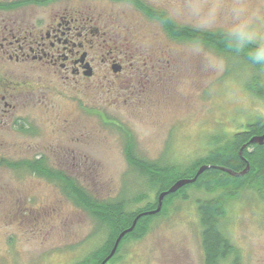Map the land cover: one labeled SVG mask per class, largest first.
<instances>
[{
    "label": "rangeland",
    "instance_id": "1",
    "mask_svg": "<svg viewBox=\"0 0 264 264\" xmlns=\"http://www.w3.org/2000/svg\"><path fill=\"white\" fill-rule=\"evenodd\" d=\"M142 1L165 11L179 25L243 34L253 44L264 46V0H199L194 2V11L183 7L181 2L186 0ZM87 6L97 15L104 12L125 24L131 22V33L141 34L133 43L144 54H161L165 46L176 52L169 53L175 56L171 64L178 69L175 75L160 84L156 81L153 87L151 77V90L141 104L136 98L131 108L123 101L129 98V89L141 90L139 83L144 79L120 89L107 84L93 87L90 81L85 93L87 109L100 108L112 123L105 125L95 114H88L82 124L71 126L75 133L85 132L81 150L87 158L61 168L98 205L125 202L135 212L153 201L158 191L129 165L124 139L131 135L133 152L145 163L185 169L215 147L213 139L223 143L248 124L264 119V70L234 53L175 41L166 36L160 22L134 5L96 0ZM144 72L141 67L139 73ZM4 136L7 143L20 140L8 133ZM23 172L18 177L15 170L0 167V264H78L102 248L108 231L86 207L73 195L63 194L56 182L29 181L25 175L29 172ZM237 191L233 187L213 192L187 189L185 197H178L163 216L151 222L145 235L125 242L112 264H201L200 208L215 199L224 203L221 222L232 254L242 264H264V195ZM142 194L150 198L135 202ZM233 259L226 263L235 264Z\"/></svg>",
    "mask_w": 264,
    "mask_h": 264
},
{
    "label": "flooded vegetation",
    "instance_id": "2",
    "mask_svg": "<svg viewBox=\"0 0 264 264\" xmlns=\"http://www.w3.org/2000/svg\"><path fill=\"white\" fill-rule=\"evenodd\" d=\"M95 1L0 0V167L15 170L18 177L27 171L29 181L56 182L69 197L75 183L61 166L82 163L87 158L81 150L85 146V132L81 129L75 133L71 126L82 124L88 114H95L105 125L112 123L100 108L87 109L85 93L90 88L89 82L93 80L92 86L97 88L107 84L110 89L114 86L120 89L144 79L139 83L141 90L129 89V98L123 101L125 107L131 108L136 98L141 104L143 95L154 84L164 82L178 70L171 66L176 62L175 51L165 46L161 54H144L143 48L133 43L138 42L141 34L131 33V22L125 24L124 20H116L104 12L97 15L87 6ZM105 1L134 5L146 17L160 23L141 7L171 19L165 11L149 7L142 0ZM196 1L199 3V0H186L181 4L194 11ZM163 28L170 37L164 25ZM141 67L143 74L139 73ZM151 77L155 81L149 87ZM4 133L20 140L7 143L2 139ZM124 141L125 149L134 147L130 134ZM76 187L79 188L74 185V191ZM199 222L204 251L201 264H228L226 261L232 257L235 264H242V259L239 262L232 252L228 258L210 259L204 247L201 219ZM118 255L119 252L108 264Z\"/></svg>",
    "mask_w": 264,
    "mask_h": 264
},
{
    "label": "trees",
    "instance_id": "3",
    "mask_svg": "<svg viewBox=\"0 0 264 264\" xmlns=\"http://www.w3.org/2000/svg\"><path fill=\"white\" fill-rule=\"evenodd\" d=\"M141 9L150 17H157L165 26L170 37L176 40L203 45L219 53H234L257 69L264 70V46L253 44L243 34L215 33L191 29L176 25L171 19L162 14L154 13L150 9L143 7ZM263 134L264 119L260 118L255 123L248 124L244 130L235 133L231 139L223 143L220 138H215L216 141L214 139L210 141L215 147L185 169L177 166H160L159 163H145L137 158L133 152V147H126L125 154L129 165L145 178L151 189L157 188L158 191L155 199L139 211L130 212L126 208L125 202L98 205L80 188L76 187V191H74L75 184L72 183L74 198L92 213L104 231H108L107 240L102 248L95 250L78 264H101L110 254L119 235L131 228L134 220L140 214L157 210L158 199L162 193L168 191L179 180L194 179L202 166H209L210 168L200 175L195 183L165 197L160 213L140 218L134 230L123 238L116 253L120 252L123 244L130 241V238L145 235L151 222L163 216L166 208L178 197L181 195L185 197L187 189L198 187L213 192L216 188L233 187L235 191L248 190L264 195V145L249 143L253 137ZM247 168H249L248 173L241 177H233L221 170L226 169L239 173ZM149 198L148 195L142 194L136 198L135 202H144ZM223 207V200L215 199L202 203L200 208L201 223L204 227V247L209 253V258L213 260L220 256L228 258V255H232L230 252H233L230 240L223 232L224 225L221 222V218L225 214Z\"/></svg>",
    "mask_w": 264,
    "mask_h": 264
},
{
    "label": "water",
    "instance_id": "4",
    "mask_svg": "<svg viewBox=\"0 0 264 264\" xmlns=\"http://www.w3.org/2000/svg\"><path fill=\"white\" fill-rule=\"evenodd\" d=\"M251 144H258V145H264V134L263 135H260V136H255L253 137L250 142ZM210 167L209 166H202L200 167V169L198 170L197 174H196V177L192 180H179L174 186H172L168 191L162 193L160 196H159V199H158V208L157 210L155 211H152V212H146V213H143V214H140L133 222L131 228L125 230L124 232H122L119 237L117 238V240L115 241V244L110 252V254L102 261L101 264H107L116 254L118 248H119V245L122 241V239L125 237V235L131 233L134 228L136 227V224L138 222V220L144 216H151V215H156L158 213H160V211L162 210V206H163V200L165 199V197L171 195V194H175L177 193L179 190H181L182 188L188 186V185H191L193 183L196 182L197 178L202 175L207 169H209ZM223 172L225 173H228L229 175L231 176H238V177H241V176H244L245 174L248 173L249 171V168L243 170L242 172H239V173H236V172H232L230 170H226V169H221Z\"/></svg>",
    "mask_w": 264,
    "mask_h": 264
}]
</instances>
